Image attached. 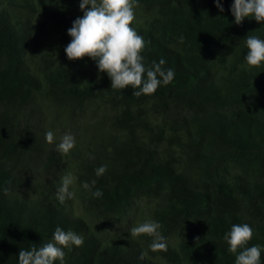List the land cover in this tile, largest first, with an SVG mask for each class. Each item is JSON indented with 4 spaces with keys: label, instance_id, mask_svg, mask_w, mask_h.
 I'll return each instance as SVG.
<instances>
[{
    "label": "trees",
    "instance_id": "16d2710c",
    "mask_svg": "<svg viewBox=\"0 0 264 264\" xmlns=\"http://www.w3.org/2000/svg\"><path fill=\"white\" fill-rule=\"evenodd\" d=\"M220 2L137 0L145 66L164 59L175 75L136 97L89 57L67 58L80 0H0V264L57 227L84 238L63 264H235L224 236L244 223L264 264V63L245 60L264 23L237 25L234 0ZM68 133L75 147L62 154ZM66 175L74 195L61 203ZM149 220L167 251L131 235Z\"/></svg>",
    "mask_w": 264,
    "mask_h": 264
},
{
    "label": "clouds",
    "instance_id": "9594fccd",
    "mask_svg": "<svg viewBox=\"0 0 264 264\" xmlns=\"http://www.w3.org/2000/svg\"><path fill=\"white\" fill-rule=\"evenodd\" d=\"M217 9H224L220 0H214ZM137 0H80L79 8L83 12L82 18H77L68 29L70 43L64 51L69 60H79L89 57L96 62L99 72L106 73L111 81V88H132L136 97L154 94L158 87L168 85L174 79V71L165 69L166 63L161 59L146 67L142 52L145 42L142 36L131 27L135 20ZM234 16V23L239 25L245 18H252L257 23H264V0H234L230 9ZM248 49L245 60L250 67H260L264 63V39L256 36L246 38ZM138 89V90H136ZM46 141L52 144L55 140L52 131L45 134ZM75 147V138L68 133L61 137L57 150L68 154ZM107 166L96 169V175L101 176ZM73 177L66 175L62 178L61 187L57 192V199L63 203L74 194L69 191ZM85 182L82 187L89 189L95 185ZM96 198L103 193L97 189L92 192ZM162 226L156 221H145L130 229L133 237L147 235L152 238V251H167V243L160 232ZM253 237V229L247 224H234L224 236L228 251L235 255V264H261V246H249ZM84 238L72 231H64L57 227L53 233L52 242L41 247L22 249L18 254V264H54L65 258L64 249L71 250L72 246L82 247ZM146 253H142L143 259Z\"/></svg>",
    "mask_w": 264,
    "mask_h": 264
}]
</instances>
